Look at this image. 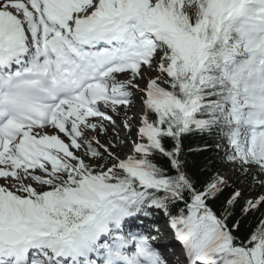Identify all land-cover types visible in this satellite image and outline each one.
<instances>
[{"label":"snow or ice","instance_id":"obj_1","mask_svg":"<svg viewBox=\"0 0 264 264\" xmlns=\"http://www.w3.org/2000/svg\"><path fill=\"white\" fill-rule=\"evenodd\" d=\"M237 183L264 189V0H0V264H264Z\"/></svg>","mask_w":264,"mask_h":264},{"label":"trees","instance_id":"obj_2","mask_svg":"<svg viewBox=\"0 0 264 264\" xmlns=\"http://www.w3.org/2000/svg\"><path fill=\"white\" fill-rule=\"evenodd\" d=\"M199 149H204V150L198 151ZM184 153H185L184 158L189 165L190 174L192 171H196V172L201 171L203 169L204 164L209 161L215 164L216 169L221 171L222 174L230 170V165L223 163L218 158L217 153L213 149L204 148V140H202L199 136H190L187 140L184 141ZM197 164L200 165V168H194V166ZM230 174L231 175H230L229 181L231 183L235 181L236 176H235V173H233L232 171L230 172ZM236 186L239 187L245 193V196L256 195L255 192L257 189H253L249 191V189L245 188L244 184L242 183H237ZM257 216H259V213H257ZM254 223H255V220L251 218L247 222V224H254ZM247 224H246V227H247Z\"/></svg>","mask_w":264,"mask_h":264},{"label":"rangeland","instance_id":"obj_3","mask_svg":"<svg viewBox=\"0 0 264 264\" xmlns=\"http://www.w3.org/2000/svg\"><path fill=\"white\" fill-rule=\"evenodd\" d=\"M140 106V102H139V100L137 99V101H136V104L134 105V107H133V109H132V111L129 113V115H133V114H136L137 116L139 115V113H140V111H139V109H138V107ZM120 123V119L119 118H117V124H119ZM133 123L135 124L136 123V121H133ZM120 134H121V136H124L125 135V130H120ZM106 139V137H101V140L102 141H104ZM127 151H129V148L128 147H125L123 150H122V153L123 152H127ZM230 170L229 171H226V172H224L223 174L225 175V176H227L228 178H230ZM244 188V187H243ZM260 191H264V189H257L256 190V194H257V192H260ZM159 227H160V231H161V233L162 232H164L162 229H165L166 228V226H165V224L164 223H161L160 221H159ZM168 239H169V237H167ZM164 242H166L165 240H164ZM165 255H166V257L170 260V261H173V262H175V260H176V256L174 257V259L172 260L171 259V254H167V251H165ZM176 255V254H175Z\"/></svg>","mask_w":264,"mask_h":264},{"label":"bare ground","instance_id":"obj_4","mask_svg":"<svg viewBox=\"0 0 264 264\" xmlns=\"http://www.w3.org/2000/svg\"><path fill=\"white\" fill-rule=\"evenodd\" d=\"M138 109H139V111H140V110H141V107L139 106Z\"/></svg>","mask_w":264,"mask_h":264}]
</instances>
